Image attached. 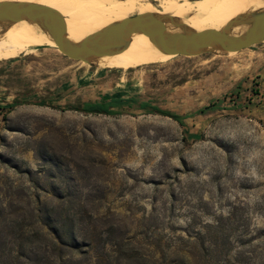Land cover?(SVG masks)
<instances>
[{"label":"rangeland","instance_id":"obj_1","mask_svg":"<svg viewBox=\"0 0 264 264\" xmlns=\"http://www.w3.org/2000/svg\"><path fill=\"white\" fill-rule=\"evenodd\" d=\"M19 57L0 62V207L64 192L115 215L136 249L101 264H264V44L131 69Z\"/></svg>","mask_w":264,"mask_h":264},{"label":"trees","instance_id":"obj_2","mask_svg":"<svg viewBox=\"0 0 264 264\" xmlns=\"http://www.w3.org/2000/svg\"><path fill=\"white\" fill-rule=\"evenodd\" d=\"M117 103L128 104L129 100L69 110L111 115L110 108ZM153 112L182 121L170 112L159 109ZM10 197L12 202L0 207V264H101L104 255L101 251L108 254L107 258L131 261L136 248L132 246V238L115 236L116 229L111 223L115 215L83 205L67 207L69 196L64 192L52 194V200L62 203L45 207L39 201L35 204L28 201L26 207H19L23 197L29 200L37 195Z\"/></svg>","mask_w":264,"mask_h":264},{"label":"bare ground","instance_id":"obj_3","mask_svg":"<svg viewBox=\"0 0 264 264\" xmlns=\"http://www.w3.org/2000/svg\"><path fill=\"white\" fill-rule=\"evenodd\" d=\"M0 2L35 3L56 10L64 17L68 38L74 42H80L117 21L146 13L172 16L187 27L202 31L221 30L242 15L264 10V0H0ZM245 29L246 27L235 28L232 33L237 35ZM49 46L57 47L50 36L27 21L18 22L5 29L0 27V62L18 58L36 48ZM234 54L236 53L229 55ZM166 56L146 35H135L124 52L101 58L97 65L105 69H131L135 68L139 61L154 62ZM81 64L90 66L85 62Z\"/></svg>","mask_w":264,"mask_h":264},{"label":"water","instance_id":"obj_4","mask_svg":"<svg viewBox=\"0 0 264 264\" xmlns=\"http://www.w3.org/2000/svg\"><path fill=\"white\" fill-rule=\"evenodd\" d=\"M21 21L38 26L67 58L91 66L101 58L124 52L135 35H146L162 54L172 57L239 53L264 44V10L242 15L221 30L202 31L193 30L172 16L146 13L117 21L74 42L68 38L64 17L56 10L35 3L0 2L1 28ZM239 27L246 29L233 35Z\"/></svg>","mask_w":264,"mask_h":264}]
</instances>
